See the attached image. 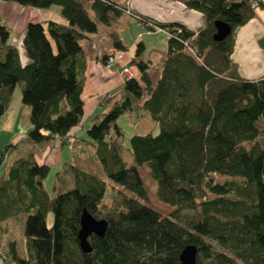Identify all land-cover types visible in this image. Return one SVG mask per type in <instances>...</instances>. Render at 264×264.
I'll return each mask as SVG.
<instances>
[{
  "label": "trees",
  "instance_id": "16d2710c",
  "mask_svg": "<svg viewBox=\"0 0 264 264\" xmlns=\"http://www.w3.org/2000/svg\"><path fill=\"white\" fill-rule=\"evenodd\" d=\"M3 1L42 10L58 7L68 21L27 26V64L10 30L0 25V118L18 89L30 108L28 139H58L68 146L66 139L84 114L81 40L128 10L112 0ZM253 1L183 0L203 15L196 33L127 13L147 30L171 36L162 77L152 88L148 71L153 66L141 59L145 47L139 43L127 66L135 65L141 77L125 82L120 101L88 131L103 176L65 163L55 174L51 195L45 187L51 168L33 155L8 167L0 180V228L24 215L31 254L20 257L12 244L11 257L1 255L6 264H182L180 254L188 245L197 247L195 264H264V77L242 78L232 59L236 30L255 17L257 8L264 9L260 0L253 8ZM216 21L232 28L223 41L213 39ZM111 37L115 50L124 52L119 37ZM145 92L149 98L141 105ZM123 116L132 124L145 117L155 123L154 130L129 139L132 162L122 156L125 134L118 120ZM144 166L159 200L173 208L168 215L148 204ZM213 175L227 180L216 183ZM109 184L115 190L106 203ZM84 210L108 224L103 237H89L90 253L79 241ZM49 213L54 215L50 228Z\"/></svg>",
  "mask_w": 264,
  "mask_h": 264
},
{
  "label": "crops",
  "instance_id": "0c3cea01",
  "mask_svg": "<svg viewBox=\"0 0 264 264\" xmlns=\"http://www.w3.org/2000/svg\"><path fill=\"white\" fill-rule=\"evenodd\" d=\"M112 1L123 5L125 9L143 18L157 23L182 25L191 32L196 33L204 25L203 15L196 10L187 8L183 0ZM260 2L264 3V0H260ZM49 21L64 25L68 24L58 7L42 10L0 0V25H5L10 30L11 41L17 47L23 64L29 62L23 47L27 26L30 23L45 24ZM111 34L117 35L126 47L124 59L117 65L118 68L130 64L137 45L139 43L144 45L145 50L141 59L153 66L148 71V76L152 88L157 86L162 77L163 63L167 56L168 42L171 36L163 30H147L139 20L124 12L114 17L110 26L100 25L96 33L88 34L86 38L81 40L85 62L84 88L81 95L84 103V114L81 124L71 132L76 137L73 149L70 150L68 146H62L58 139L43 143L30 141L28 139V134L32 129L30 108L21 107L14 124L4 126L2 130L1 136L6 138L2 147L9 145L11 149L7 154V164L1 168L0 180L15 160L27 155H33L38 164L49 166L51 172L53 167L57 172L60 171L65 163L82 166L88 158L90 163L99 165L93 155V141L89 138L88 131L97 117L107 114L120 101L126 82L118 69H109L104 65L105 57L115 51ZM232 59L237 72L242 78L249 81H258L264 77V9L257 8L255 17L245 26L236 30ZM131 68L135 75L140 78L141 74L137 67L133 65ZM148 98L149 95L145 92L140 104L142 105ZM24 117H26L25 120ZM127 121L129 126L139 127V132H135L137 134H146L155 129V123L149 117L140 119L135 124H132L128 118ZM147 124L151 126L149 129L145 127ZM119 126L124 132L123 126L120 124ZM23 133L24 138H17ZM54 181L55 177L53 184ZM24 223V215H18L10 218L3 225L4 228L1 227L5 231V235L0 244V264H6L1 255L7 254V245L8 247L12 244L15 245L19 254L18 241L23 237ZM26 242H28L27 239ZM19 256L25 258L20 254Z\"/></svg>",
  "mask_w": 264,
  "mask_h": 264
},
{
  "label": "rangeland",
  "instance_id": "374dc122",
  "mask_svg": "<svg viewBox=\"0 0 264 264\" xmlns=\"http://www.w3.org/2000/svg\"><path fill=\"white\" fill-rule=\"evenodd\" d=\"M122 66H126V65H122ZM129 68L132 69L130 66H129ZM21 107H27V106L22 104V96H21L20 90L17 89L7 113L3 117L0 118V159H1L2 153L6 149V147H2V145L6 141V138L1 136L3 127L4 126L7 127L8 124H10V125L14 124L15 119H16L18 113L20 112ZM25 118L26 117H24V120H25ZM118 124L123 126L124 134H125L124 144H123V148H122V156L126 161L132 162L133 159H132L131 151L129 150L130 149L129 139L131 138V136H133V134H135V132H139V127L136 128V127L129 126L126 117H122L121 120L118 122ZM147 126H145L147 129H149L151 127L148 124H147ZM154 132H157V130ZM24 136L25 135L23 133V134H20L17 138H21V137L24 138ZM10 149H11V146L8 147V151ZM5 153H6V156L1 163L2 165L0 166V173H1V168L5 167V165L7 164V161H8V155H7L8 152L5 151ZM68 153L70 155H72L71 152L68 151ZM85 159H87V157H85ZM88 159L86 160V162L84 161L82 166L81 165H79V166H81L82 169L89 171L93 174L103 176L101 166L96 164V163L95 164H93L92 162L90 163L88 161ZM55 172H57V170L53 167L51 174L48 176L47 180L45 181L46 189L48 190V192L51 195L54 194L53 179H54L55 174H56ZM141 176L143 179L144 187L148 193V204L151 207L160 211L164 215H168L169 213H171L173 211V208L163 204L159 200L158 195H157V186L151 178L150 170L148 167H146V166L142 167ZM212 178H213L214 182H216V183H222V182L227 180L226 177H221V176H217V175H213ZM108 186H109V191H108L106 199H105L106 203L111 202V198H112V194H113L112 191L115 190V188H114V186H112V184H109ZM53 222H54V215H53V213H49L48 217H47V224H48L49 228L53 225ZM21 238L22 239L18 241V252L21 256L27 258L31 254L29 252V249H28L29 242H26V238L24 236ZM207 242L214 243L211 240H207ZM216 247L219 248L217 245H216ZM9 249H10V247H8V245H7L6 251H7L8 255L10 256V250Z\"/></svg>",
  "mask_w": 264,
  "mask_h": 264
},
{
  "label": "water",
  "instance_id": "95a60500",
  "mask_svg": "<svg viewBox=\"0 0 264 264\" xmlns=\"http://www.w3.org/2000/svg\"><path fill=\"white\" fill-rule=\"evenodd\" d=\"M216 32L213 36L215 41H223L232 32V28L229 24L223 21L215 22ZM81 228L79 231V241L81 249L84 253H90L92 251L89 243V237L96 235L103 237L107 230L108 224L105 220H97L91 216L86 210L83 211L80 222ZM198 250L195 245L186 246L180 254V261L182 264H195L197 260Z\"/></svg>",
  "mask_w": 264,
  "mask_h": 264
},
{
  "label": "built area",
  "instance_id": "2783aa9c",
  "mask_svg": "<svg viewBox=\"0 0 264 264\" xmlns=\"http://www.w3.org/2000/svg\"><path fill=\"white\" fill-rule=\"evenodd\" d=\"M259 5L258 0H254L252 2V7L257 8ZM128 14L132 15V13L128 10ZM150 25V24H149ZM124 58V52L121 51H113L111 54L107 55L104 59V65L105 67L109 69H118L120 73L123 75V77L127 80L134 79L136 77L135 73L132 69L129 68V66H121L120 68L117 67L118 64L121 63V61ZM68 147L70 150L73 149L74 143L76 141L75 135L70 133L66 139Z\"/></svg>",
  "mask_w": 264,
  "mask_h": 264
},
{
  "label": "bare ground",
  "instance_id": "6f19581e",
  "mask_svg": "<svg viewBox=\"0 0 264 264\" xmlns=\"http://www.w3.org/2000/svg\"><path fill=\"white\" fill-rule=\"evenodd\" d=\"M254 50V49H253ZM254 55H255V53H254Z\"/></svg>",
  "mask_w": 264,
  "mask_h": 264
}]
</instances>
